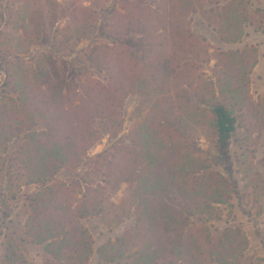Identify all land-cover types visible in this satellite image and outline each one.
<instances>
[{"label":"rangeland","instance_id":"rangeland-1","mask_svg":"<svg viewBox=\"0 0 264 264\" xmlns=\"http://www.w3.org/2000/svg\"><path fill=\"white\" fill-rule=\"evenodd\" d=\"M127 1L0 0V264H46L27 223L31 198L54 185L49 198L62 190L59 204L91 238L87 264H174L185 221L192 264H264V0H161L169 77L114 44L136 12ZM250 47L223 62L247 81L246 97L231 99L228 175L213 164L206 101L222 53ZM63 155L76 165L57 168ZM140 214L149 242L104 260L99 248L131 240Z\"/></svg>","mask_w":264,"mask_h":264},{"label":"trees","instance_id":"trees-1","mask_svg":"<svg viewBox=\"0 0 264 264\" xmlns=\"http://www.w3.org/2000/svg\"><path fill=\"white\" fill-rule=\"evenodd\" d=\"M133 10L135 12L134 17L130 22L127 34L115 33L116 39L114 44L120 47H126L132 49L130 52V58L135 60L140 66L153 67L163 64V72L165 77H169V72L172 68H175L172 64L173 58L167 51L169 43V34L167 23L169 17L166 15H159L158 6L161 0H131ZM233 4V3H230ZM258 13V10L255 11ZM123 33V32H120ZM131 35V36H130ZM123 39H122V38ZM237 38V37H236ZM232 40V39H231ZM235 40V39H233ZM254 47H250L242 52H227L222 53V60L217 62L215 65L217 76H216V91L213 88L212 97L207 102V113L210 115L211 123L210 130L214 140L215 156L214 165L221 166L223 171L230 175L232 172V163L230 156V142L233 133L236 130V117L234 115L233 106L231 104L232 95L238 92H244L242 94L246 97L245 90L247 88V81L239 84L238 79L235 77H228V71H224L225 65L223 62L230 56L244 57L249 52H253ZM10 55L13 49L8 48ZM249 62V61H248ZM257 59H252L249 62V67L255 65ZM178 69V66L176 67ZM13 73L8 67V76L11 77ZM249 71L247 72V75ZM246 75V73H245ZM24 93L27 95L30 93L26 88ZM172 89L170 90V92ZM15 92V91H14ZM169 94V93H168ZM173 91L170 97H175ZM243 97V98H244ZM11 100L13 97H10ZM14 102V101H13ZM16 103V102H14ZM176 114L174 113V116ZM31 137V135H29ZM94 142V141H93ZM71 144V143H70ZM93 145V143H90ZM90 145V146H91ZM75 146V144L73 145ZM103 156V153L98 154L96 157ZM71 155H64L58 161L57 168L63 167L64 164L76 165L77 160L69 159ZM68 162V163H67ZM56 170V169H55ZM55 171L48 174H44L41 178L40 184L46 187L49 184L48 180L52 178ZM72 186L79 187L82 190V185L78 181H72ZM52 187H46L42 192L39 191L30 200L31 215L27 223V232L33 238L34 242L38 244L45 243V250L50 255V258L46 261V264H87L90 256L93 253L91 245V238L86 230H82L81 227L77 226V223L73 220L70 211L66 210L63 205L59 204V198L64 194L62 190L59 193L61 195L55 196L50 199V195L53 194ZM50 189V190H49ZM90 190L89 187L87 189ZM48 203L51 206V210L48 212L47 207L43 203ZM179 205L189 210L187 203L179 202ZM113 208L125 212V209L112 205ZM172 208V207H171ZM176 210V209H175ZM178 212V211H176ZM84 214H80L79 218L84 217ZM117 222H121L122 219L118 216ZM182 216V215H181ZM137 224L135 225L132 233L131 240L123 238L115 242H108L99 248L100 256L106 261H114L116 250L122 246L130 244V248H141L146 241L151 239L153 236V228L150 223H146L142 220L141 214L139 216ZM187 222L183 223L182 227H185ZM181 227L180 235L178 236L179 242H181L180 251L175 256L174 264H192L191 254L184 244L185 240V228ZM84 235L88 236L85 237ZM75 237L74 239H72ZM135 255L137 253H134ZM22 256L20 255L21 259ZM8 255V260H10ZM133 264H141L137 260Z\"/></svg>","mask_w":264,"mask_h":264}]
</instances>
